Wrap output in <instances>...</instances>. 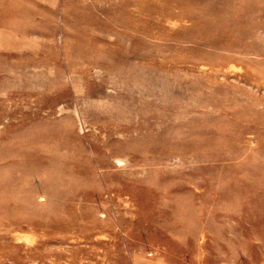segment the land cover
Listing matches in <instances>:
<instances>
[{
	"label": "rangeland",
	"instance_id": "obj_1",
	"mask_svg": "<svg viewBox=\"0 0 264 264\" xmlns=\"http://www.w3.org/2000/svg\"><path fill=\"white\" fill-rule=\"evenodd\" d=\"M141 1L0 0V264H264V0Z\"/></svg>",
	"mask_w": 264,
	"mask_h": 264
},
{
	"label": "bare ground",
	"instance_id": "obj_2",
	"mask_svg": "<svg viewBox=\"0 0 264 264\" xmlns=\"http://www.w3.org/2000/svg\"><path fill=\"white\" fill-rule=\"evenodd\" d=\"M126 1V0H125ZM141 1V0H140ZM175 1V0H174ZM142 2V1H141ZM157 2V1H156ZM99 3H100V1H99ZM208 7V6H207ZM212 7V6H211ZM133 9V8H132ZM136 9V8H135ZM14 10V9H13ZM140 11V10H139ZM142 11V10H141ZM15 12V11H14ZM185 13V12H184ZM190 13V12H189ZM8 17V16H7ZM223 19V18H222ZM221 20V19H220ZM219 20V21H220ZM6 21V20H5ZM227 21H228V19H227ZM226 21V22H227ZM222 22V21H221ZM209 25V24H208ZM218 27H219V25H218ZM221 27V26H220ZM207 28V27H206ZM214 31H216V30H214ZM218 40H219V37H218ZM36 117V116H35ZM38 117V116H37ZM32 120V119H31ZM27 121V120H26ZM36 121H39V120H36ZM152 126H154V125H152ZM37 135V134H36ZM35 135H32V137H34ZM43 136V135H42ZM37 137V136H36ZM43 138V137H42ZM35 150V149H34ZM130 154V153H129ZM52 156V155H51ZM140 156V155H139ZM143 157V156H142ZM58 159V160H57ZM51 160V159H50ZM49 160V161H50ZM61 159L57 156L56 157V159L55 158H53V160H51V162L49 163V161H47V160H44L43 161V163H41V162H37V161H34V162H36L35 164L36 165H39L40 163L41 164H43V168L44 169H46V173H47V175L48 176H53V178H55V179H58V177H62V175H60V176H56V175H54L53 174V172H54V167H55V165L54 164H57L55 161H60ZM45 161H47V162H45ZM55 162V163H54ZM152 162V161H151ZM158 164V163H157ZM32 165H34V164H32ZM152 168V167H151ZM40 171V168L39 167H32V166H29V167H27L26 169H25V171H24V173L25 174H35V173H38ZM189 177V176H188ZM173 185V184H172ZM179 186V185H178ZM156 190V189H155ZM172 190V189H171ZM157 191V190H156ZM160 193V192H159ZM42 195V194H41ZM153 196V195H152ZM5 199L6 198H4V197H0V208H7L8 209V212L10 213L11 212V208H10V204H9V202H6L5 201ZM11 199V198H10ZM13 203V202H12ZM163 203V202H162ZM12 205H14V204H12ZM24 207H25V204H24V202H20L19 203V206H18V208H19V210H23L24 209ZM10 208V209H9ZM11 215V214H10ZM160 217H161V215H160ZM32 219V218H31ZM11 221H12V219H11ZM15 221H17V220H15ZM42 221V220H41ZM38 224V223H37ZM202 225V224H201Z\"/></svg>",
	"mask_w": 264,
	"mask_h": 264
}]
</instances>
